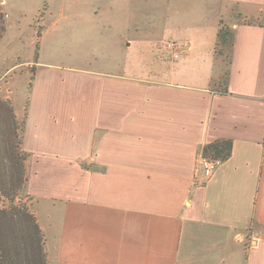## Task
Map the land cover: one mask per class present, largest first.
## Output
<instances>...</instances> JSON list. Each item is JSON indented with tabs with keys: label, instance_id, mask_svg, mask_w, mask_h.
Returning a JSON list of instances; mask_svg holds the SVG:
<instances>
[{
	"label": "crops",
	"instance_id": "0c3cea01",
	"mask_svg": "<svg viewBox=\"0 0 264 264\" xmlns=\"http://www.w3.org/2000/svg\"><path fill=\"white\" fill-rule=\"evenodd\" d=\"M0 1L11 23L27 25L43 2ZM47 2L45 19L62 14L60 1ZM229 4L264 8V0H212V32ZM230 26L225 68L205 34L218 68L203 85L35 62L25 189L50 264H264V24ZM217 139L232 141L230 157L210 178L196 177L203 145Z\"/></svg>",
	"mask_w": 264,
	"mask_h": 264
},
{
	"label": "rangeland",
	"instance_id": "374dc122",
	"mask_svg": "<svg viewBox=\"0 0 264 264\" xmlns=\"http://www.w3.org/2000/svg\"><path fill=\"white\" fill-rule=\"evenodd\" d=\"M58 1L62 14L45 19L48 2L44 6L43 0L29 25L23 20L21 24L11 23L9 12L0 1V155L17 151L14 147L18 146L36 61L58 59L203 85L218 68L206 53L205 34H211L207 44L225 68L228 50L217 39L222 23L264 24V8L241 10L229 4L227 10H222L214 33L208 24L211 16L207 10L212 0ZM89 3L92 8L82 7ZM46 25L47 31L38 42ZM169 42L176 44L174 50L167 47ZM188 42L191 46L182 50ZM9 163L0 159V167H10ZM16 200L26 203L33 212L32 198L25 187ZM44 240L50 264L53 258L48 257L45 235Z\"/></svg>",
	"mask_w": 264,
	"mask_h": 264
},
{
	"label": "trees",
	"instance_id": "16d2710c",
	"mask_svg": "<svg viewBox=\"0 0 264 264\" xmlns=\"http://www.w3.org/2000/svg\"><path fill=\"white\" fill-rule=\"evenodd\" d=\"M46 3L44 0L43 5L46 6ZM2 31L0 27V33ZM234 38V29L222 23L217 31V39L221 47H227L228 59ZM226 84L227 73H224L219 82L221 93L227 92ZM23 125L24 120L18 146L14 147L17 151L0 155V159L10 161V167H0V264H48L44 233L27 204L16 200L27 181L25 163L28 153L22 148ZM16 135L14 131V138ZM202 153L226 160L232 153V141L217 139L204 144Z\"/></svg>",
	"mask_w": 264,
	"mask_h": 264
},
{
	"label": "built area",
	"instance_id": "2783aa9c",
	"mask_svg": "<svg viewBox=\"0 0 264 264\" xmlns=\"http://www.w3.org/2000/svg\"><path fill=\"white\" fill-rule=\"evenodd\" d=\"M176 44L174 42L167 43L169 49L174 50ZM173 57H177V54L174 52ZM222 159L218 157L208 156L202 152L198 155L195 167L196 177L202 176L203 179L210 178L216 169L221 165Z\"/></svg>",
	"mask_w": 264,
	"mask_h": 264
}]
</instances>
